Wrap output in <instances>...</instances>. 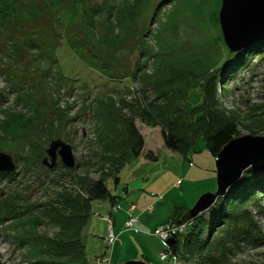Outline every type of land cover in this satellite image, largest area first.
<instances>
[{
    "label": "rangeland",
    "instance_id": "1",
    "mask_svg": "<svg viewBox=\"0 0 264 264\" xmlns=\"http://www.w3.org/2000/svg\"><path fill=\"white\" fill-rule=\"evenodd\" d=\"M229 1L233 13L240 0ZM221 5L0 0V153L14 164L12 172H0V264H115L112 254L125 258L120 264H264V192L234 206V222L208 231L214 204L197 216L202 248L192 249L184 235L178 255L164 262L157 237L147 233L143 246L123 227V210L138 195L162 196L167 217L216 190L215 158L205 142L199 138L182 156L164 147L162 129L191 143L192 130L207 126L216 112L236 122L235 138L264 136V57L254 53L240 66L227 59L264 43V35L232 52L220 27ZM164 61L175 62L170 75ZM53 141L71 147L73 168L59 157L51 169L42 164L50 163ZM148 153L157 160H147ZM102 177L118 202L113 209L91 203L80 225L73 210L85 214L87 204L75 196ZM113 223L116 242L123 243L118 251L107 247Z\"/></svg>",
    "mask_w": 264,
    "mask_h": 264
},
{
    "label": "trees",
    "instance_id": "2",
    "mask_svg": "<svg viewBox=\"0 0 264 264\" xmlns=\"http://www.w3.org/2000/svg\"><path fill=\"white\" fill-rule=\"evenodd\" d=\"M93 10L95 11V13H100V11L97 9L95 10L93 8ZM110 10L112 9L109 8V12H108L109 17L112 15ZM103 11L104 10L102 8L101 13H103ZM95 13L93 12L92 14ZM82 17L83 16H81L80 20H82ZM87 18L90 19V17ZM263 46L264 43H258V44L255 43L249 49L243 52L241 51L232 54L230 56L231 58L228 56L227 59H234V61L236 62L235 66H240L246 61V59L250 58L254 53H256V55L264 57V51L261 54L258 52L260 51V49H263ZM174 63L175 62L173 61L172 62L164 61V63L161 64V66L164 65L162 69L166 70V73L170 75L174 71V65H175ZM227 76H225V78H228ZM14 89L16 88L14 87ZM21 91L23 92V90ZM20 98L22 99L21 94H20ZM194 106L197 105H193V107ZM198 116L200 123L205 116H202L201 112L198 114ZM209 117L211 120L208 122L207 126L205 125L202 127L200 125L198 128L192 130V134H193L192 139L194 140L191 143L190 141L182 142L180 135L177 134V132L175 131H171L169 129H162L161 136L164 147L167 150H170L174 153H179L182 156H186V152H188L187 150L195 144L196 140L201 138L203 142H205L207 150L210 153V155L215 158L217 154L220 152L221 148L225 144H227L231 139L235 138L237 134V124L235 121L231 119H225L223 116H220L216 112H214V115L209 114L208 118ZM136 145L138 149L134 152V155L137 158L143 146L141 138L137 140ZM183 145L185 147H183ZM147 160L156 161L157 156L148 153ZM103 177L91 183L89 186L83 187V189L81 188L80 192H82L83 197L81 195L75 196L79 200V203H82V205L87 204L85 209V214H78L77 213L78 210L77 211L73 210L75 219L76 217H80L79 215H81L82 221L80 222V225H85V221L89 216V212L91 209L90 208L91 203L107 202L108 205L110 206V209H113L118 202L119 198L110 192V190L103 182ZM113 182L114 184H118L119 178L115 177L113 179ZM263 192H264V161L252 166L249 170L244 172L240 180L235 185H233L223 197L217 198L214 206L215 212L213 213L212 218L210 219L208 224V231H210V229L211 230L212 229L215 230L216 228L219 229L218 227H223L226 222L228 223L234 222L235 218H232L233 216L232 209L234 208V206H236L237 204L248 203L254 199L253 197L255 195H260ZM187 211L188 210L184 208H175L174 214L170 218L171 219L170 221L175 224H180L182 217L186 214ZM199 222H200V218L196 217L195 220H192L189 223H187L185 230L186 233H184L182 236L178 238L177 240L178 244L175 247V251L172 252V249L170 248L172 255L174 256L178 255V248L180 247L181 244L180 242L182 241L184 235L187 238L186 241L188 243V246H191L192 249L199 250L200 248H202V246L200 245L199 237L198 236L195 237L196 234L201 235L199 232L196 233ZM192 239L194 242H192ZM252 241H258V237L253 238ZM58 247L60 252L65 251L64 245H59ZM58 254L60 253L57 252V256ZM50 264L53 263L51 262Z\"/></svg>",
    "mask_w": 264,
    "mask_h": 264
},
{
    "label": "water",
    "instance_id": "3",
    "mask_svg": "<svg viewBox=\"0 0 264 264\" xmlns=\"http://www.w3.org/2000/svg\"><path fill=\"white\" fill-rule=\"evenodd\" d=\"M263 3L264 0H240L238 3L240 7L234 4V7H231L233 8V13H230V1L222 0L219 22L224 41L232 52L239 51L263 38L264 12L261 13L260 9L264 7ZM46 152L50 163H48L47 158H44L42 164L49 169L55 166L57 157L60 158L65 166L69 168L75 166L72 149L65 143L53 141ZM262 160H264V136H242L231 139L215 157V192L201 195L196 204L186 212L180 222H190L209 210L214 206L217 198L223 197L240 180L244 171ZM13 170L14 164L10 157L0 153V172L10 173ZM166 244L172 249V252L175 251L177 244L175 238L168 239ZM123 264L146 263L139 260H130Z\"/></svg>",
    "mask_w": 264,
    "mask_h": 264
},
{
    "label": "crops",
    "instance_id": "4",
    "mask_svg": "<svg viewBox=\"0 0 264 264\" xmlns=\"http://www.w3.org/2000/svg\"><path fill=\"white\" fill-rule=\"evenodd\" d=\"M206 182L208 185L207 187V190H208L210 189V186H211V179H208ZM180 185L181 183H179V185L175 184L174 188L178 189ZM183 190H185L184 187H183ZM168 192L169 191H167V193ZM134 200H135V203H129V205L133 204L135 206L134 213H133L134 216L137 218L135 232L138 235L137 239L142 241L143 246H144L145 244L144 240L148 237L147 233L149 234L150 232H153L156 228L163 226L165 223H167L170 220L172 215L171 213H169L167 217L163 216V213L165 212L166 208H168V204L162 199V196L155 198L154 195H151L149 197L146 194H143V195L141 194V195H138ZM117 206L120 207L119 205ZM128 206L125 207L123 210L124 215H125V211L128 208ZM179 208H183V207H179ZM114 226H115V223L112 224V230L114 233L117 232L115 235H118V231L116 232L114 231ZM120 245L123 246V243L117 244V242H115L113 245L114 250L119 249ZM143 254L147 255L145 252H143ZM121 257L122 256L120 255L118 259H115L112 254L111 261L112 262L116 261L117 263L115 264H120V262H123V260H125L124 257H122V259Z\"/></svg>",
    "mask_w": 264,
    "mask_h": 264
},
{
    "label": "built area",
    "instance_id": "5",
    "mask_svg": "<svg viewBox=\"0 0 264 264\" xmlns=\"http://www.w3.org/2000/svg\"><path fill=\"white\" fill-rule=\"evenodd\" d=\"M134 209L135 206L133 204L129 205L126 209V220L124 222V230L129 231H136V224H137V218L134 216ZM186 224H174V223H167L159 228H156L153 232H150V235H153L157 237L160 242L163 244V250L159 254V260L164 262L167 260V258L172 255L171 250L169 246L166 244V241L170 238L178 239L180 236H182L185 233L186 230ZM117 240V236L114 234L112 228L108 235V246L112 247L114 243ZM174 258V257H173ZM172 258V259H173Z\"/></svg>",
    "mask_w": 264,
    "mask_h": 264
},
{
    "label": "bare ground",
    "instance_id": "6",
    "mask_svg": "<svg viewBox=\"0 0 264 264\" xmlns=\"http://www.w3.org/2000/svg\"><path fill=\"white\" fill-rule=\"evenodd\" d=\"M260 1H263V0H260ZM261 4V3H260ZM264 4V3H263ZM261 9V13H263L264 12V7H262V8H260ZM263 15V14H262ZM262 39V38H261ZM260 40V39H259ZM258 40V41H259Z\"/></svg>",
    "mask_w": 264,
    "mask_h": 264
}]
</instances>
